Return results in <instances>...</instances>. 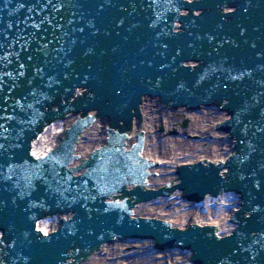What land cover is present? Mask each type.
Returning a JSON list of instances; mask_svg holds the SVG:
<instances>
[{"label":"water","instance_id":"1","mask_svg":"<svg viewBox=\"0 0 264 264\" xmlns=\"http://www.w3.org/2000/svg\"><path fill=\"white\" fill-rule=\"evenodd\" d=\"M214 106L226 160L147 188L143 132L126 148L141 108ZM70 115L37 157L33 142ZM97 120L106 143L84 157L77 144ZM175 191L194 203L238 195L234 228L133 216ZM116 239L190 251L192 264H264V0H0V264H82Z\"/></svg>","mask_w":264,"mask_h":264},{"label":"bare ground","instance_id":"2","mask_svg":"<svg viewBox=\"0 0 264 264\" xmlns=\"http://www.w3.org/2000/svg\"><path fill=\"white\" fill-rule=\"evenodd\" d=\"M183 111V109H177V110H171V111H157V110H151V109H145L141 108L142 112V120L135 122L134 128L132 130L130 139L128 141L129 144L133 143V138L135 134L137 135L140 131V127L144 128L143 137H144V149H143V155H146L151 152L150 160H159L161 164L158 162L155 164V166L151 167L150 171H157V174H152L147 177V188H158L159 186L163 185L164 183H170V186L177 183V175L173 173V171L177 168V166L185 163H191L198 161L200 159H196L195 157H189L192 155H195L196 152L200 158H205L207 156H211L212 160L215 162H221L225 161L226 158L229 156V153L231 151L225 152V150L228 147H232L230 142L227 143L226 147H224L222 144L220 146L219 140L222 141V139L225 137V133L219 132V134H215L214 131L211 130V123H204L202 125V128L200 125H198V129L194 128L190 130L188 133L198 135L200 138L193 139L189 135H181L179 137H176L173 139L175 144L171 146V137L166 134L161 127V124L163 123V119L167 123V129L174 128L175 125H177L176 116H178L179 112ZM186 117L189 119L194 120L196 117L195 112H185ZM222 113V112H219ZM223 114H221L222 116ZM223 116V118H226ZM73 118H76L75 115H70L67 118L64 119L65 123H69V121ZM99 120L95 121L93 125L90 128H86L85 132L83 133V136L80 138L79 143L77 144V151L79 149V145L81 141L85 137V133L88 130H91L96 123ZM100 122L104 124L101 120ZM166 129V128H165ZM47 132L44 135H48L50 137V133ZM212 133V135L210 134ZM106 134V131L104 132ZM43 135V136H44ZM204 135H207L204 137ZM42 136V137H43ZM42 137L39 138V140L34 143V149L37 150L44 146V144H41ZM45 137V136H44ZM177 139H182L181 142L176 141ZM172 141V142H173ZM104 144V142H101V144ZM179 145V146H176ZM53 145H51V148ZM50 148V147H49ZM195 148H201L200 152L196 151ZM149 150V151H148ZM48 151L45 149L44 152ZM212 154V155H211ZM163 160V161H162ZM79 162V161H78ZM75 163V162H74ZM171 171L173 174H168ZM130 186L129 188H131ZM178 192H173L169 197L160 196L154 201L150 202H141L138 203L136 207L133 209V216H143V217H156L159 219H164L170 221V218H174L176 216L184 218L194 216L196 208H190L192 205L191 203L184 202L183 200H180L177 198L176 195H178ZM233 195V193H225L219 196L218 198H215L219 201H221L223 198H227L228 196ZM207 198H210V196H207ZM179 201V202H178ZM239 196L235 194L233 195V199L230 198L228 200L227 206H230V211H227L226 207V214L223 215V217L219 218L214 212H212V218L220 219L226 221L227 218L231 216V214L238 209L239 204ZM150 213V214H148ZM200 217H204V214L201 213ZM44 223V222H43ZM40 223L39 227H42L44 230L48 231L50 225ZM225 229L226 231L221 232V228L223 227V224L219 223L218 232L225 234L230 233L234 226L228 221L225 222ZM173 226H175L172 223ZM188 224H185V226L181 227L184 228ZM148 243L149 247L154 245V242L151 240H142V241H133V242H125L122 243L118 239H116L111 244H106L102 246V248L93 254L87 261H85L82 264H95L97 261H104L103 263L99 264H141L142 261L147 259V262L145 264H182L184 259V256H179L178 254L170 253L172 251H176L178 249H170L166 252H158L153 253L152 249H132L134 245L137 247H141V244ZM140 244V245H139ZM139 245V246H138ZM138 250L139 253L133 254L134 251ZM137 251V252H138ZM181 252V251H180ZM183 252V251H182ZM132 253L130 256H127V254ZM170 253V254H169ZM153 254V255H152ZM189 251L185 253V255H188ZM183 255V254H182ZM159 257V258H158ZM188 258L189 256H185V258ZM168 260V262H167Z\"/></svg>","mask_w":264,"mask_h":264},{"label":"rangeland","instance_id":"3","mask_svg":"<svg viewBox=\"0 0 264 264\" xmlns=\"http://www.w3.org/2000/svg\"><path fill=\"white\" fill-rule=\"evenodd\" d=\"M184 111V110H183ZM181 111L179 112L178 116H176V121L179 122V124L175 125L177 126V130L178 132H189L190 130L194 129V128H197L198 125L201 126L202 128V125L204 123H211V130L212 132L214 131L215 134H219L218 131H216L215 129V125L220 122V121H223L224 119L226 118H223V116L225 117V113H219L218 109H214V108H211V109H202L201 110V113L200 112H197L195 113L196 114V117L194 120L191 121V119H189V124L187 126V128H183L181 127L182 123L184 122V120L186 119V115L185 113ZM221 114H223L221 116ZM75 118L71 119L69 121V124H71L73 121H74ZM103 122V121H102ZM104 124H102L100 121H98L96 123V125L91 129V130H88L85 134V137L84 139L81 141L80 145H79V149H78V152L80 155L84 156V157H87L90 152L92 151V149L96 148V147H99L101 146V142H104V140L106 139L107 135L104 134L105 132V127H106V123L103 122ZM164 127H166L167 123L165 122V120L163 119V123ZM198 129V128H197ZM140 131H144V128L143 127H140ZM212 135V133H210ZM207 136V135H204V137ZM213 136V135H212ZM225 137L223 139L226 140V142H228V138L226 136V134L224 135ZM174 137L171 138V146L172 144L174 145L175 142L173 141ZM133 141H135V138H133ZM173 141V142H172ZM176 141L178 142H181L182 139H177ZM219 144L221 146V144L226 147L227 143L224 141V140H219ZM176 146H179V145H176ZM196 151L200 152L201 148H195ZM230 150V147H228L225 152L229 151ZM149 151V150H148ZM150 155H151V152L149 151V153H147L146 155V158H150ZM212 155V154H211ZM189 157H195L196 159H209V160H212L211 156H207L205 158H200L196 152L195 155H192V156H189ZM161 159H157V161H159ZM153 161H156V160H153ZM163 161V160H162ZM152 173H156L157 174V171H152ZM168 174H172L171 171L168 173ZM165 184V183H164ZM163 184V185H164ZM178 199H180V193L178 192V195H176ZM235 196V195H234ZM232 198L233 199V195L231 196H228L227 198H223L221 201L215 199V198H207L206 200L203 201V206H200L199 208H196L194 209L195 210V214L194 216H191V217H186L184 218V216L182 217H174V218H170V221L175 225V226H178V227H183L185 226V224H190V223H199V224H202V225H205V224H211V225H217L218 227L219 226V223L223 224V227H220L221 228V232H224L226 231L225 229V222H228L229 221V218L226 219V221L224 220H220V219H216V218H212V212H214V214H216L217 216H219V218L223 217L224 214H226V207H227V211L229 210L230 211V206H227V202L228 200ZM181 200V199H180ZM179 202V201H178ZM223 202L225 203L223 205ZM203 210V212H202ZM203 213L204 214V217H200V214ZM150 214V213H148ZM58 218H56V220H53L52 222H50L53 227H55L58 223ZM43 224H46V222H44ZM48 224V222H47ZM137 242V241H135ZM122 243H125V242H122ZM140 245V244H139ZM138 245V246H139ZM152 249L153 250V253H157V251L155 249H153V245L149 247L148 243H144V244H141V247H137L136 245H134L132 247V249ZM138 250L134 251L133 254H138L139 251L137 252ZM170 253H173V254H178L179 256H184V259L185 261L182 262V264H191L189 262V257H190V252L188 255H185L186 252H180L179 250H176V251H172ZM169 253V254H170ZM132 253H129L127 254V256H130ZM183 254V255H182ZM153 255V254H152ZM185 256H189L188 258ZM159 258V257H158ZM104 261H97L95 264H99V263H103ZM147 262V259L142 261L141 264H145ZM168 262V260H167ZM130 264V263H129Z\"/></svg>","mask_w":264,"mask_h":264},{"label":"flooded vegetation","instance_id":"4","mask_svg":"<svg viewBox=\"0 0 264 264\" xmlns=\"http://www.w3.org/2000/svg\"><path fill=\"white\" fill-rule=\"evenodd\" d=\"M201 113V112H200ZM187 119V123L186 124H184V122L182 123V125H181V127H183V128H187V126H188V124H189V119L188 118H186ZM177 124H179V122L177 121ZM161 127H163V129L161 128V130H164L165 132H166V134H168V136L169 137H171V138H176V137H179V136H181V135H189L191 138H193V139H198V138H200L198 135H195V134H189L188 132H178V130H177V126H175L174 128L172 127V128H170V129H167V125H166V127H164V125L163 124H161ZM166 128V129H165ZM135 136H137L136 134H135ZM135 138V137H134ZM136 139H137V137L135 138V141H136ZM222 140H224L225 141V139H222ZM134 141V142H135ZM133 142V143H134ZM147 155V154H146ZM159 163V162H158ZM173 172H175V170L173 171ZM173 174V173H172Z\"/></svg>","mask_w":264,"mask_h":264},{"label":"snow or ice","instance_id":"5","mask_svg":"<svg viewBox=\"0 0 264 264\" xmlns=\"http://www.w3.org/2000/svg\"><path fill=\"white\" fill-rule=\"evenodd\" d=\"M253 259H255V257H253Z\"/></svg>","mask_w":264,"mask_h":264}]
</instances>
